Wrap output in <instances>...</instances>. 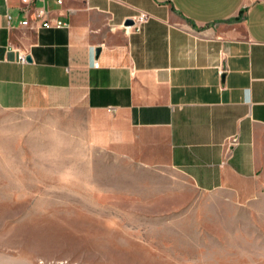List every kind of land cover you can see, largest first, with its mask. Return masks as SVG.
<instances>
[{"label":"crops","instance_id":"1","mask_svg":"<svg viewBox=\"0 0 264 264\" xmlns=\"http://www.w3.org/2000/svg\"><path fill=\"white\" fill-rule=\"evenodd\" d=\"M77 108L110 155L261 196L264 0H0V109Z\"/></svg>","mask_w":264,"mask_h":264},{"label":"rangeland","instance_id":"2","mask_svg":"<svg viewBox=\"0 0 264 264\" xmlns=\"http://www.w3.org/2000/svg\"><path fill=\"white\" fill-rule=\"evenodd\" d=\"M85 115L0 109V264H264V194L110 155Z\"/></svg>","mask_w":264,"mask_h":264},{"label":"built area","instance_id":"3","mask_svg":"<svg viewBox=\"0 0 264 264\" xmlns=\"http://www.w3.org/2000/svg\"><path fill=\"white\" fill-rule=\"evenodd\" d=\"M31 1H33V0H22V2L24 4H26V5L29 2H31ZM38 1L44 2V0H38ZM54 1L57 4H61L62 3V0H54ZM24 10H27V9L25 8ZM43 13H44V8L43 7H40V8H38V10L36 12L35 17L36 18H40V17H42ZM144 20H146V16L142 14V15L138 16V18L134 21V23L140 24ZM21 24L22 25H28L29 24L28 19L26 18L25 20H23L21 22ZM50 26H54L56 28H66V27H68V23L65 22V21H63V20H60V19L55 20V22L53 24H50V22L48 20H42L41 21V27L48 28ZM19 61L22 62V63H24L26 61L25 56L21 55L19 57ZM230 141H231L232 144H235L236 143V138L234 137Z\"/></svg>","mask_w":264,"mask_h":264},{"label":"water","instance_id":"4","mask_svg":"<svg viewBox=\"0 0 264 264\" xmlns=\"http://www.w3.org/2000/svg\"><path fill=\"white\" fill-rule=\"evenodd\" d=\"M132 23H133L132 20H126L125 25H130ZM96 52H98V50H96Z\"/></svg>","mask_w":264,"mask_h":264}]
</instances>
